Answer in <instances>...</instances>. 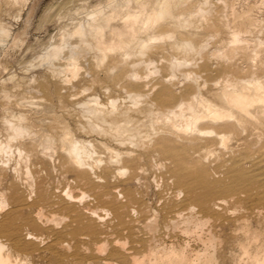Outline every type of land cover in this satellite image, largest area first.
Here are the masks:
<instances>
[{"label": "bare ground", "instance_id": "1", "mask_svg": "<svg viewBox=\"0 0 264 264\" xmlns=\"http://www.w3.org/2000/svg\"><path fill=\"white\" fill-rule=\"evenodd\" d=\"M240 1L83 2L29 62L44 72L0 73V264H221L229 222L259 240L264 0ZM248 241L240 264H264Z\"/></svg>", "mask_w": 264, "mask_h": 264}, {"label": "rangeland", "instance_id": "2", "mask_svg": "<svg viewBox=\"0 0 264 264\" xmlns=\"http://www.w3.org/2000/svg\"><path fill=\"white\" fill-rule=\"evenodd\" d=\"M96 1L98 0H29V2L26 5V8L24 6L23 10L21 11V18L19 19L20 21L14 19L16 17V13H18V10H19L18 6H9V7L1 6L0 7V11H1L0 12L1 14L0 15L1 16L0 27L9 26L14 29L13 32L22 30L24 34V39L21 42H16L15 44H12L11 41H9V44L5 46V48L1 51L0 73L11 72V74L15 75L16 82H21V84L22 83L26 84L30 81L29 79L32 76V74H38V72H44V68L42 67L39 68L38 66H35V68L34 67L32 68L28 66L29 62L32 61L33 55L35 54V52L40 54L41 51H43L42 49L43 44L46 41H48L51 36H54L55 41L56 40L58 41V36H56L58 33V28L61 24L63 25L68 24L67 26H69V22H70L69 19L70 17L73 16V11L71 9L75 5L83 3V2H87L90 5H94ZM231 2L232 3L234 2L233 5L236 7H239L240 6L239 4L241 3L240 0H231ZM235 3H237L238 5ZM67 6L69 9V12L66 9ZM3 11H4V14L2 13ZM57 13L60 14V17H61L60 20H56L54 18L50 20L51 22L48 21L49 16H51L52 14H57ZM1 60L3 61V63H1L2 62ZM52 83H51V89H52L51 91L53 92L56 84L55 83L52 84ZM35 96H38V95L36 94ZM0 111H1V104H0ZM242 150L243 149H241L240 151ZM147 174L148 175H146V179L141 180L140 187L143 189L141 188L140 189L142 191L146 189L145 192L144 191L143 192L145 193L147 199L153 205H155L157 204L156 182L152 180L153 179L152 172H149ZM51 175H52L51 183L53 185L57 184L58 181H60V179L55 173H52ZM19 187L23 189V186L20 182H19ZM251 219H253V221ZM256 219L257 218L254 215L250 218L249 226L251 230L249 232V236L252 233L257 235L259 237V240H257V242L251 241L250 237L248 239L250 241L247 240V236L244 234L241 228V225H236L233 222H229L222 227V231L220 234H221V238L223 239L224 246L218 255L219 263L221 264H240V258L243 253L242 245H245L244 243H246V241H248L247 243L248 250L251 252L256 250V246H257L256 244L264 243V222L259 219L257 220ZM234 238L235 240L236 239L237 240L235 241ZM234 243L236 245H234Z\"/></svg>", "mask_w": 264, "mask_h": 264}]
</instances>
